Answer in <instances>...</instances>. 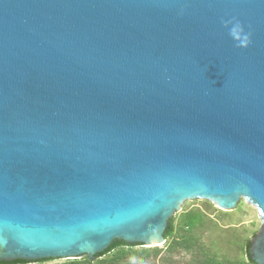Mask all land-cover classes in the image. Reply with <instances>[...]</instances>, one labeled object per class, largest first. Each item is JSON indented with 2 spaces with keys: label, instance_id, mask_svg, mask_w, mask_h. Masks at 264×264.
<instances>
[{
  "label": "water",
  "instance_id": "1",
  "mask_svg": "<svg viewBox=\"0 0 264 264\" xmlns=\"http://www.w3.org/2000/svg\"><path fill=\"white\" fill-rule=\"evenodd\" d=\"M195 199L253 206L264 264V0H0V261L158 247Z\"/></svg>",
  "mask_w": 264,
  "mask_h": 264
},
{
  "label": "rangeland",
  "instance_id": "2",
  "mask_svg": "<svg viewBox=\"0 0 264 264\" xmlns=\"http://www.w3.org/2000/svg\"><path fill=\"white\" fill-rule=\"evenodd\" d=\"M190 212L200 215L192 228L184 224V216ZM172 220L171 234L158 247L120 246L94 261L71 257L49 264H198L204 259L210 264H251L246 245L261 221L256 209L244 199L230 211L222 210L208 200H188Z\"/></svg>",
  "mask_w": 264,
  "mask_h": 264
},
{
  "label": "trees",
  "instance_id": "3",
  "mask_svg": "<svg viewBox=\"0 0 264 264\" xmlns=\"http://www.w3.org/2000/svg\"><path fill=\"white\" fill-rule=\"evenodd\" d=\"M199 218H200L199 213L190 212L184 216V224L186 227L192 228L197 224V222L199 221ZM172 221L173 220L170 219L168 222V226H167L165 233H164L165 238L168 237L173 230ZM121 245L130 246V245L125 244L122 241H114L104 252H102L101 254H98L97 257H101V256L105 255L106 253L114 250L116 247L121 246ZM187 248H190V246H187ZM248 249H249V244L246 246L247 259L251 264H254L249 257ZM198 264H210V261L208 259H204L203 262H200Z\"/></svg>",
  "mask_w": 264,
  "mask_h": 264
},
{
  "label": "flooded vegetation",
  "instance_id": "4",
  "mask_svg": "<svg viewBox=\"0 0 264 264\" xmlns=\"http://www.w3.org/2000/svg\"><path fill=\"white\" fill-rule=\"evenodd\" d=\"M54 260L56 259H41V260H35V261L16 260L13 262L0 261V264H46V263L49 264L51 261H54Z\"/></svg>",
  "mask_w": 264,
  "mask_h": 264
},
{
  "label": "bare ground",
  "instance_id": "5",
  "mask_svg": "<svg viewBox=\"0 0 264 264\" xmlns=\"http://www.w3.org/2000/svg\"><path fill=\"white\" fill-rule=\"evenodd\" d=\"M152 247V246H151Z\"/></svg>",
  "mask_w": 264,
  "mask_h": 264
}]
</instances>
